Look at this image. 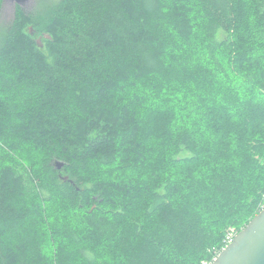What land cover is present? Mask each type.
Instances as JSON below:
<instances>
[{
  "label": "trees",
  "instance_id": "16d2710c",
  "mask_svg": "<svg viewBox=\"0 0 264 264\" xmlns=\"http://www.w3.org/2000/svg\"><path fill=\"white\" fill-rule=\"evenodd\" d=\"M263 207L264 0L0 24V264L212 263Z\"/></svg>",
  "mask_w": 264,
  "mask_h": 264
},
{
  "label": "water",
  "instance_id": "95a60500",
  "mask_svg": "<svg viewBox=\"0 0 264 264\" xmlns=\"http://www.w3.org/2000/svg\"><path fill=\"white\" fill-rule=\"evenodd\" d=\"M16 1L20 5V0ZM61 166L56 164L58 169ZM211 264H264V207L236 233Z\"/></svg>",
  "mask_w": 264,
  "mask_h": 264
},
{
  "label": "rangeland",
  "instance_id": "374dc122",
  "mask_svg": "<svg viewBox=\"0 0 264 264\" xmlns=\"http://www.w3.org/2000/svg\"><path fill=\"white\" fill-rule=\"evenodd\" d=\"M38 0H20V6L27 15H32L36 9V4ZM17 4L16 0H5L3 8L0 14V24H7L13 19L14 15V6ZM220 33L218 38H222ZM39 40V45L41 44V38L36 37V41ZM186 155V154H185ZM231 230V229H230Z\"/></svg>",
  "mask_w": 264,
  "mask_h": 264
},
{
  "label": "built area",
  "instance_id": "2783aa9c",
  "mask_svg": "<svg viewBox=\"0 0 264 264\" xmlns=\"http://www.w3.org/2000/svg\"><path fill=\"white\" fill-rule=\"evenodd\" d=\"M236 235V233L231 229L229 230L227 236H226V240H225V246H227L233 239V237ZM224 246V247H225ZM216 258V257H215ZM214 258V259H215ZM207 264H211V263H207Z\"/></svg>",
  "mask_w": 264,
  "mask_h": 264
}]
</instances>
